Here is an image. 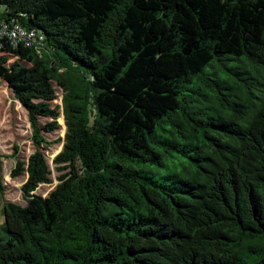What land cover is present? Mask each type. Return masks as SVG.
Instances as JSON below:
<instances>
[{
	"label": "trees",
	"instance_id": "obj_1",
	"mask_svg": "<svg viewBox=\"0 0 264 264\" xmlns=\"http://www.w3.org/2000/svg\"><path fill=\"white\" fill-rule=\"evenodd\" d=\"M2 30L35 151L24 206L0 156V264H264V0H0Z\"/></svg>",
	"mask_w": 264,
	"mask_h": 264
},
{
	"label": "rangeland",
	"instance_id": "obj_2",
	"mask_svg": "<svg viewBox=\"0 0 264 264\" xmlns=\"http://www.w3.org/2000/svg\"><path fill=\"white\" fill-rule=\"evenodd\" d=\"M14 58L7 61L9 65ZM56 99L51 102V106H60L61 89L54 85ZM59 116L57 123L59 128L52 133H43L46 142L51 143L47 148L40 146L43 152L48 170L50 171L49 184L39 185L33 194L45 198L57 185V178L63 172L57 171L59 165L53 160L61 151L65 126L62 110L58 108ZM49 122L47 118L39 119V125ZM17 148L16 159L26 163L28 158L34 153L35 147L31 141V127L27 119L24 107L13 97L7 83L0 79V156H1V181L4 187L3 200L12 202L19 206H24L25 202L21 198L20 188L27 179V173L23 172L15 178L10 177V172L14 168L15 160L12 155ZM3 222L2 200H0V224Z\"/></svg>",
	"mask_w": 264,
	"mask_h": 264
},
{
	"label": "built area",
	"instance_id": "obj_3",
	"mask_svg": "<svg viewBox=\"0 0 264 264\" xmlns=\"http://www.w3.org/2000/svg\"><path fill=\"white\" fill-rule=\"evenodd\" d=\"M7 34H8V31H6V32H5V30L0 31V36H6ZM12 35H13L12 37L16 38V40H21V41L26 40V39H33V38H31L32 37L31 34H26V32L21 31V30H17V32L15 34H12Z\"/></svg>",
	"mask_w": 264,
	"mask_h": 264
}]
</instances>
